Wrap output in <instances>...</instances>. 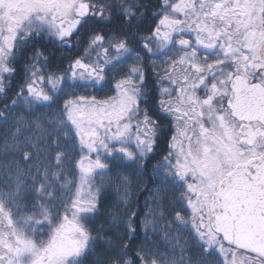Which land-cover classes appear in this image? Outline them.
<instances>
[{
	"label": "snow or ice",
	"instance_id": "obj_1",
	"mask_svg": "<svg viewBox=\"0 0 264 264\" xmlns=\"http://www.w3.org/2000/svg\"><path fill=\"white\" fill-rule=\"evenodd\" d=\"M0 264H264V0H0Z\"/></svg>",
	"mask_w": 264,
	"mask_h": 264
},
{
	"label": "trees",
	"instance_id": "obj_2",
	"mask_svg": "<svg viewBox=\"0 0 264 264\" xmlns=\"http://www.w3.org/2000/svg\"><path fill=\"white\" fill-rule=\"evenodd\" d=\"M160 158L161 157L158 155L156 157V159L152 161V163L153 164L157 163V161ZM150 171H151V169L149 168V172ZM137 196H138V199L136 200L137 210L139 212L146 211L145 201H146V199L150 200L148 193L146 191H141V192L137 193ZM118 199H119V194L115 188L107 189L106 203L110 204L111 202L116 201ZM141 236H142V233H141Z\"/></svg>",
	"mask_w": 264,
	"mask_h": 264
}]
</instances>
